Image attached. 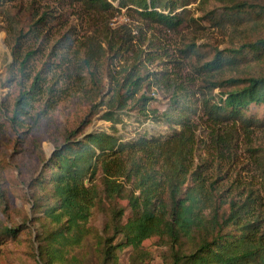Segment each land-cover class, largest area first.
Here are the masks:
<instances>
[{
    "label": "trees",
    "instance_id": "trees-1",
    "mask_svg": "<svg viewBox=\"0 0 264 264\" xmlns=\"http://www.w3.org/2000/svg\"><path fill=\"white\" fill-rule=\"evenodd\" d=\"M195 1L209 0H72L97 13L125 8L170 29L181 25L186 6ZM205 15L221 26L250 23L264 29V0H215ZM18 42L11 46L14 70L8 79L17 95L10 107L3 109L0 102V118L16 135L30 119L37 122L53 108L71 81L61 56L36 70L30 68L32 53H17ZM107 42L117 58L129 49L123 40ZM198 49L192 44L186 51L201 58ZM201 60L195 79L171 82L163 110L149 106L152 82L133 66L120 79L112 76L109 109L103 114L111 129L73 130L54 147L31 180L32 221L40 227L35 237L43 264H78L68 256L70 248L90 235L96 238L98 264H120L127 247L128 264H152L143 245L150 238L164 247L161 264H264V216L256 212V201L240 197L241 192L224 195L217 182L222 165L233 160L239 133L249 139L264 129V71L223 76L226 69L264 60V34L215 49ZM129 111L161 121L171 131L127 139L115 125ZM94 210L107 219L101 232L88 226ZM18 232L16 226H1L0 244Z\"/></svg>",
    "mask_w": 264,
    "mask_h": 264
},
{
    "label": "rangeland",
    "instance_id": "rangeland-1",
    "mask_svg": "<svg viewBox=\"0 0 264 264\" xmlns=\"http://www.w3.org/2000/svg\"><path fill=\"white\" fill-rule=\"evenodd\" d=\"M214 2L209 0L204 5H197L195 1L187 5L186 17L183 16L177 29L142 19L125 8L102 13L87 11L82 4L72 0H13L0 4V102L3 109L12 106L17 95L13 81L8 82L14 70L11 46L16 40L19 41L16 50L20 56L32 53L30 68L38 70L61 56L64 73L71 78L66 82L61 100L37 122L30 119L20 135L13 133L0 118L3 123L0 125V190L4 193L0 198V227L16 226L19 231L17 237L0 244V264H43L35 237L40 227L32 221V177L38 175L54 147L71 131L83 129L80 133H84L111 129V122L105 120L103 114L109 109L107 100L112 94V76L120 79L123 71L133 66L145 80L152 82L147 90L152 97L149 106L163 110L171 82L195 79L194 67L201 63L202 56L207 58L215 49L230 48L264 34V29L257 24H216L205 15ZM121 40L129 49L117 58L108 50L107 41L119 43ZM192 44L199 48L201 58L186 51ZM85 60L89 62V68ZM263 71L264 60L249 61L234 70L226 69L223 76L248 77ZM217 92V89L213 91ZM119 117L121 121L115 125L116 130L127 139L142 133L165 136L171 131V127L161 121L143 120L142 114L135 111L121 113ZM263 153L264 129L255 130L249 139L240 132L233 160L228 161L230 165H222L217 181L220 189H225L223 194L227 190L241 192L240 197L255 200L256 212L262 216ZM106 220L102 212L94 210L88 218V226L101 232ZM143 245L152 254V264H161L164 247L159 246L155 238L145 240ZM96 246V238L90 235L81 245L70 248L68 256H73L78 264H98ZM130 254L131 248H125L120 255V264H128Z\"/></svg>",
    "mask_w": 264,
    "mask_h": 264
}]
</instances>
